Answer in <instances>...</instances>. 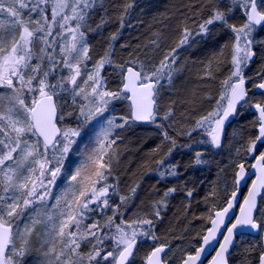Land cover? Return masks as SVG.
Masks as SVG:
<instances>
[{"label":"snow or ice","instance_id":"snow-or-ice-1","mask_svg":"<svg viewBox=\"0 0 264 264\" xmlns=\"http://www.w3.org/2000/svg\"><path fill=\"white\" fill-rule=\"evenodd\" d=\"M234 9L242 10V25L229 22ZM98 10L106 11L104 0H0V264H24L33 239L40 253L39 264H132L141 238L156 239L152 219L124 218L121 208L128 197L121 196L119 204L110 203V191L115 192V186L107 183L115 156L110 150L118 139L116 129H123L130 121H156L161 90L180 70L177 49L188 45L193 33L184 27L176 47L158 64L147 54L142 60L130 57L117 64L112 59L111 44L91 63L88 34L94 30L91 21ZM104 22L101 17L95 30ZM217 24L233 34L232 70L222 81L224 91L216 106L196 120L187 135L204 129L208 140L201 143L218 149L225 122L241 114L238 105L248 104L243 68L256 55L254 32L264 28V0H216L196 35L206 40L210 26ZM115 39L113 35L111 40ZM157 40L151 41L154 49L159 48ZM226 47H221V55ZM213 61L217 70L222 66L223 61L214 54L205 66L206 76H212ZM106 66L118 78L115 90L108 87ZM257 87L264 89V83ZM121 100L129 101L130 116L120 117L119 122L116 117H105L112 102ZM251 108L257 113L258 135L248 146V153L254 152L257 142L264 144V102ZM172 114L169 108L161 118L167 121ZM94 120L103 125L98 133ZM68 121H74V126ZM93 135L95 146L74 171L65 175L62 190L55 194L53 188H60L57 180L65 172V161L74 145L79 151L77 138L84 143ZM163 135L171 139L166 131ZM201 156L196 153L197 164L204 163ZM253 159L256 176L243 203L237 196L241 182L246 180L241 162L235 170L237 190L227 198L225 207L212 206L201 246L187 253L181 264H203L202 256L213 244L215 254L208 264H229L239 229L264 230V152ZM169 174L175 175V171ZM175 191L169 189L164 195ZM236 206L239 215L235 222L229 218L228 226L225 219ZM153 209L158 218L159 205ZM166 247H153L145 264H169ZM257 264H264V245Z\"/></svg>","mask_w":264,"mask_h":264},{"label":"trees","instance_id":"trees-1","mask_svg":"<svg viewBox=\"0 0 264 264\" xmlns=\"http://www.w3.org/2000/svg\"><path fill=\"white\" fill-rule=\"evenodd\" d=\"M212 2L214 4L216 0H104L106 11L98 10L91 21L94 29L88 34L93 56L91 63L98 60L111 44L112 59L117 64L130 57L142 60L145 54L158 64L165 53L176 47L184 27H188L194 37L190 38L188 45L177 49L180 70L174 73L169 91L164 92L166 97L156 121L147 125L130 121L129 125L117 130V142L110 150L115 153L107 180L115 186V192L110 191V203L119 204L121 196L128 197L121 208L124 218L147 217L154 225L156 239L141 238L132 264H145L153 247L160 245L170 246L166 257L169 264H180L187 253H193L199 247L208 227L209 210L213 205L218 209L225 206L235 190L236 165L246 159L247 148L256 137V116L250 106L264 101L263 93L251 92L253 82L264 78V44L261 43L255 44L256 55L243 68V75L251 88L248 104L239 108L241 114L236 115L226 128L221 147L212 148L204 143L196 148L200 131L187 135L196 120L216 106L224 91L222 81L232 70L233 34L229 29L217 24L210 26L211 32L206 40L196 35L199 24L210 16L207 6ZM101 17L105 21L103 27L95 30ZM244 19L242 14L232 13L229 22L238 25L244 23ZM113 35L116 36L114 41L111 40ZM153 40H157L159 48L154 49ZM225 45L227 47L221 55L220 49ZM214 54L223 63L217 70L213 61L212 76L209 77L205 75V66ZM104 74L108 87L115 90L118 84L116 74L107 66ZM167 85L165 83L161 91ZM111 105L116 107V114L130 116L127 100L113 101ZM169 108L173 114L165 121L161 117ZM68 123L74 126V121ZM164 131L170 140L164 138ZM230 133L232 136L228 138ZM197 152L202 154L204 163H196ZM173 170L175 175L169 174ZM172 188L176 191L165 196L164 193ZM188 191L192 192L191 197L187 196ZM213 192L215 196L211 195ZM161 201L163 203H159ZM157 204L158 218L153 209ZM261 245L260 235L240 236L229 256V264H257ZM83 251L86 252L87 248L84 247ZM37 258L33 243L32 250L24 257V264H39Z\"/></svg>","mask_w":264,"mask_h":264},{"label":"rangeland","instance_id":"rangeland-1","mask_svg":"<svg viewBox=\"0 0 264 264\" xmlns=\"http://www.w3.org/2000/svg\"><path fill=\"white\" fill-rule=\"evenodd\" d=\"M207 8H208L207 9L208 10L207 13L211 14L212 8H213V2L210 5H208ZM261 35L263 37H262L261 40L260 39L259 40L263 41L264 40V32L261 33ZM254 36H255V38L257 40V32H254ZM259 40H257L258 41V43H256L257 45L259 44ZM254 46H253V49H254ZM170 88H171V84L170 85L168 84L167 88L164 91H161L160 104L163 103V101L165 100L166 96H165L164 92L165 91H169L168 89H170ZM253 91H254V89L251 92H253ZM115 109H116L115 106L110 105L109 106V111L106 112L104 114V116L105 117H116L118 122H119V118L122 117V115L116 114L115 111H114ZM212 110H213V106H212V109L210 111H212ZM100 119H102V118H99V117L97 118V120H100ZM97 120H94L92 123H93V125H95V130L98 133L101 130V128L103 127V125L97 123ZM68 124L71 125L70 123H68ZM117 130L118 129L115 130L114 135L116 134ZM199 131H200V133H199L200 134V138L198 139L199 143L195 145L196 148H200L202 146V144H204V143H201V141H207L208 140V137L206 135L205 130L204 129H199ZM193 133H195V132H192V134ZM231 136H232V133H230L228 138H231ZM94 140H95V135H93L90 139H86L84 143H81L80 139L77 138V145H79V151L78 152L75 151L76 146L74 145V151L72 153H69V155H68V157H67V159L65 161V172L62 173L61 177L57 180V184L60 185V188H53V192L55 194H59V192L62 190V188L64 186V184L62 182L65 179V175L69 174L71 171H74L75 168L79 165V163L85 158L86 153L89 152L91 150V148L95 146ZM256 149H257L258 153L264 152V145L257 146ZM33 243H34V246L36 248L37 245H36L35 239H33ZM39 256H40V253L38 252V258H39ZM38 258H37V262H39Z\"/></svg>","mask_w":264,"mask_h":264},{"label":"water","instance_id":"water-1","mask_svg":"<svg viewBox=\"0 0 264 264\" xmlns=\"http://www.w3.org/2000/svg\"><path fill=\"white\" fill-rule=\"evenodd\" d=\"M260 83H264V79L260 82ZM258 83V84H260ZM257 84V85H258ZM245 87V86H244ZM256 89L260 92H263L264 93V89H259L257 86H256ZM247 99H248V96H247ZM127 103L129 104V101L127 100ZM240 106L238 105L237 106V109L239 108ZM252 111L255 113L254 109H252ZM257 115V113H255ZM233 117H229V120L225 122V128H224V133H225V130L227 128V126L230 124V122L232 121ZM134 124H138V125H147V124H150L151 122H147V121H143V122H140V121H137V122H133ZM257 131V135H258V127L256 129ZM224 137V136H223ZM223 137H222V140H223ZM221 140V142H222ZM257 143H260V142H257ZM256 163V161L253 162L252 165H254ZM246 180L245 181H242L241 182V185L239 187V190L237 192V196H238V200H239V203L242 204L243 203V200H244V197L247 195V192H248V189L251 187V183L252 181L255 179V176H256V170L251 166V168L249 169V171H246ZM251 179L250 181V184L247 186V181ZM245 189V192L243 193V190ZM236 185H235V190L236 191ZM259 199V198H258ZM226 206V204H225ZM224 206V207H225ZM239 215V207L236 206L234 207L232 210H230L229 212V216L226 217L225 219V223L228 225V226H231L230 224H228V219L231 218L232 222H235V217ZM223 230V229H222ZM206 234V231L204 233V235ZM242 235H249V236H258L260 235L261 237V242H262V245H264V230H261V231H257V230H250L248 228H241L237 231L236 235H235V238H234V242H233V246L232 248L230 249V251L233 250L235 244H236V241H237V238H239L240 236ZM202 244V239H201V242H200V245L199 247L201 246ZM161 246V245H160ZM166 249L165 251L169 252L170 250V246L166 245ZM159 247V246H157ZM216 247L215 244L212 245V247H209L207 249V254L206 256H202V261H203V264H208V262L211 260L212 256L215 254L214 251H213V248ZM152 251V250H151ZM150 251V252H151ZM181 264V263H180Z\"/></svg>","mask_w":264,"mask_h":264},{"label":"flooded vegetation","instance_id":"flooded-vegetation-1","mask_svg":"<svg viewBox=\"0 0 264 264\" xmlns=\"http://www.w3.org/2000/svg\"><path fill=\"white\" fill-rule=\"evenodd\" d=\"M230 1V0H229ZM241 11L242 10H240V9H234L233 10V12L232 13H239V14H241ZM231 13V14H232ZM243 24V23H242ZM242 24H238L237 26H239V25H242ZM264 28H260V27H258L257 28V30H256V32H257V40H259L260 38H262L263 36L261 35V31L263 30ZM264 32V31H263ZM262 32V33H263ZM244 78H245V76H244ZM264 79V78H263ZM262 79V80H263ZM261 80V81H262ZM260 81V82H261ZM260 82H253L254 83V86L252 87L253 89H254V91L253 92H256V93H263V92H260V91H258L257 89H256V86H257V84L258 83H260ZM245 89L247 90V93H248V99H249V96H250V93L248 92L249 91V84H248V82H247V80H246V78H245ZM251 89V88H250ZM264 94V93H263ZM264 102V101H263ZM253 104H255V103H253ZM252 104V105H253ZM240 108V107H239ZM239 108H238V110H239ZM250 110H251V112L252 113H254L253 111H252V108H251V106H250ZM255 114V113H254ZM255 116H256V114H255ZM233 119H234V117H233ZM228 127V126H227ZM256 129H257V126H256ZM256 136H257V131H256ZM256 138V137H255ZM255 140V139H254ZM260 145H264V144H261V143H257L256 144V147L257 146H260ZM254 155H259V153H258V151H257V149L255 148V150H254V152L253 153H248L247 154V156H246V159L242 162V163H244V165H245V170L246 171H249V169L251 168V166H252V164H253V162L255 161V159H253V156ZM250 181H251V179H249L248 181H247V186L250 184ZM245 192V189L243 190V193Z\"/></svg>","mask_w":264,"mask_h":264}]
</instances>
